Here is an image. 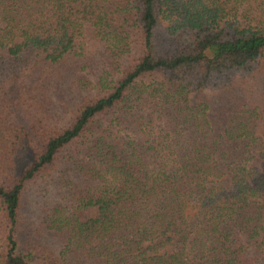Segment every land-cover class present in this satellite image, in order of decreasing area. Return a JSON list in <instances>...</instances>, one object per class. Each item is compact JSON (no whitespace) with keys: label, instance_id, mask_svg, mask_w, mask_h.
Returning <instances> with one entry per match:
<instances>
[{"label":"trees","instance_id":"16d2710c","mask_svg":"<svg viewBox=\"0 0 264 264\" xmlns=\"http://www.w3.org/2000/svg\"><path fill=\"white\" fill-rule=\"evenodd\" d=\"M0 264H264V0H0Z\"/></svg>","mask_w":264,"mask_h":264},{"label":"rangeland","instance_id":"374dc122","mask_svg":"<svg viewBox=\"0 0 264 264\" xmlns=\"http://www.w3.org/2000/svg\"><path fill=\"white\" fill-rule=\"evenodd\" d=\"M193 102H194L193 99H191V103H192V104H194Z\"/></svg>","mask_w":264,"mask_h":264}]
</instances>
